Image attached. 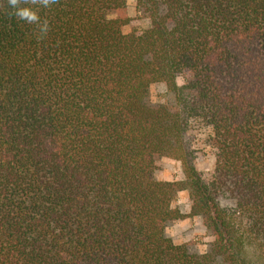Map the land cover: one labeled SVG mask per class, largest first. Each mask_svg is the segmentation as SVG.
Instances as JSON below:
<instances>
[{"label":"trees","instance_id":"obj_1","mask_svg":"<svg viewBox=\"0 0 264 264\" xmlns=\"http://www.w3.org/2000/svg\"><path fill=\"white\" fill-rule=\"evenodd\" d=\"M136 7L147 27L127 0H59L43 40L0 12V264H264V0ZM194 120L212 129L211 179ZM165 157L183 179L157 178ZM181 191L210 252L166 233Z\"/></svg>","mask_w":264,"mask_h":264},{"label":"rangeland","instance_id":"obj_2","mask_svg":"<svg viewBox=\"0 0 264 264\" xmlns=\"http://www.w3.org/2000/svg\"><path fill=\"white\" fill-rule=\"evenodd\" d=\"M127 13L132 19L134 26L143 28L149 25V20L138 12L136 0H127ZM178 85L183 84L182 77L177 78ZM149 97L152 103H166L171 100L165 83H153L149 88ZM212 129L203 125L199 120L191 124L189 139L193 149V161L206 179H211L215 169V150L209 143ZM158 179L180 180L184 178L182 163L179 160L165 157L161 167L157 170ZM174 205L185 215L182 219L171 221L166 227V233L177 244H186L191 252L206 253L213 248L215 240L212 232L203 223L200 215H190L191 205L187 191L178 193ZM221 205L229 207L233 205L230 200H221Z\"/></svg>","mask_w":264,"mask_h":264},{"label":"clouds","instance_id":"obj_3","mask_svg":"<svg viewBox=\"0 0 264 264\" xmlns=\"http://www.w3.org/2000/svg\"><path fill=\"white\" fill-rule=\"evenodd\" d=\"M59 0H0V12L11 21L24 22L34 26V34L43 40L50 31V21L42 19V9H51Z\"/></svg>","mask_w":264,"mask_h":264}]
</instances>
